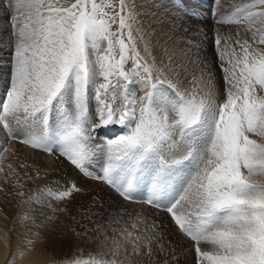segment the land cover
<instances>
[{
    "label": "snow or ice",
    "instance_id": "1",
    "mask_svg": "<svg viewBox=\"0 0 264 264\" xmlns=\"http://www.w3.org/2000/svg\"><path fill=\"white\" fill-rule=\"evenodd\" d=\"M211 2L216 23L236 29L213 41L222 92L191 42L181 40L184 50L165 41L157 58L132 0H0L9 20L0 52L10 57L0 130L129 207L165 210L195 264H264V0ZM182 28L173 22V39ZM116 126L118 137H101ZM79 192L66 182L47 195L65 204ZM129 207L107 225L71 227L77 240L106 249L72 264H173L155 221Z\"/></svg>",
    "mask_w": 264,
    "mask_h": 264
},
{
    "label": "rangeland",
    "instance_id": "2",
    "mask_svg": "<svg viewBox=\"0 0 264 264\" xmlns=\"http://www.w3.org/2000/svg\"><path fill=\"white\" fill-rule=\"evenodd\" d=\"M132 3L135 5L138 20L144 30L148 26L146 32L150 34L156 46L155 54L158 59L161 57L165 41H168V47L184 48V50L187 49L184 44H181V40L185 43L191 42L193 50L198 48L201 57L206 59L215 76L217 87L221 92L223 91V73L218 67L220 62L213 41L217 32L223 36H229L236 29L234 25L216 23L214 16L209 11L213 7L211 0H132ZM7 17L8 12L0 7V39L7 38L5 31L9 27ZM181 20L183 21V28L173 39V22L178 24ZM141 47L143 46L141 45ZM9 59L7 50L0 52V95H3L8 87ZM136 95L141 96L143 92L137 89ZM94 104L93 100V107ZM112 129L114 130L112 134L102 132L101 137L115 138L121 134L119 126ZM0 146H6V150L0 152V167L4 169L3 172H0V182H5V185L12 191L14 190L13 183H11V177L14 178L13 170L8 168L6 162L7 153L13 154L9 149L12 146L62 161L68 169L74 172V177H68L69 182L77 184V180H79V182L87 183L86 185L89 186L84 187L78 184L81 192L75 193L71 203L65 204L53 200L47 195L48 189L53 190L49 184H40L39 189L32 193L23 189L24 195H18L19 205L16 207V221L13 223L14 227L19 223L23 228V233H21V235L24 234L23 242L31 243L35 240V242L38 241L43 244L50 256L54 258L52 264H72V261L77 257L87 259L90 253L96 254L98 251H106V249L97 248V245L91 241L77 240L70 229L75 227L80 231V224L86 225L88 229H94L96 223L107 225L109 216L117 212L121 205L129 207L127 202L122 201L109 186L83 176L62 158L10 140L2 130H0ZM98 168V164L93 165L90 171L96 173ZM32 175L33 179L37 178L35 173ZM58 178L56 176L53 182H56ZM92 185L93 187L90 189ZM14 193L17 195L16 191ZM93 198H95V202H93ZM62 209H67V211H62ZM77 209L79 210L77 211ZM129 210L143 212L149 223L155 221L158 225V234H162L163 237L161 243L165 247L166 255L174 253L173 264H195L192 243L177 231L165 210L140 202L129 207ZM69 212L76 217L78 223L70 219ZM88 217H91V222ZM112 227L119 226L113 224ZM111 234V228H109V235ZM201 247L207 249L208 246L201 242ZM126 264H134V262L130 258Z\"/></svg>",
    "mask_w": 264,
    "mask_h": 264
},
{
    "label": "bare ground",
    "instance_id": "3",
    "mask_svg": "<svg viewBox=\"0 0 264 264\" xmlns=\"http://www.w3.org/2000/svg\"><path fill=\"white\" fill-rule=\"evenodd\" d=\"M113 131L111 129L104 133L112 134ZM9 149L13 154L7 153L6 162L12 165L14 178L11 177V183L14 190L9 189L5 182H0V264H6L7 261H11V264H52L54 258L43 244L37 240L31 243L23 242L24 234L21 235L23 228L19 223L14 227L16 207L19 205V196L15 195L14 191L17 193L26 189L32 193L39 189L40 184H49L54 191L63 190L66 182L70 181L68 177H74V172L58 159L45 157L40 153L35 154L21 147L12 146ZM37 172L39 177L33 179L32 174L35 173L37 176ZM56 176L59 178L53 182ZM77 181L80 186L89 187L87 183ZM20 185L23 187L21 188ZM92 187L93 185L90 189Z\"/></svg>",
    "mask_w": 264,
    "mask_h": 264
}]
</instances>
